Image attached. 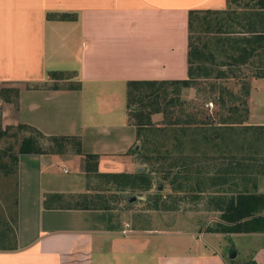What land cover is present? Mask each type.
<instances>
[{
	"label": "crops",
	"instance_id": "obj_1",
	"mask_svg": "<svg viewBox=\"0 0 264 264\" xmlns=\"http://www.w3.org/2000/svg\"><path fill=\"white\" fill-rule=\"evenodd\" d=\"M227 1L0 0V87L19 92L17 104L0 102L2 125L77 137L83 155L98 157V173L130 174L136 128L128 84L186 80L189 13L225 11ZM249 83L248 121L264 126V78ZM70 153L73 176L59 155H18L14 238L10 233L8 247L0 249V264H107L109 256L119 262L126 251L134 254L147 245L141 238L146 232L121 231L109 211L75 207L85 195V160ZM262 182L256 190L264 194ZM1 209L0 230L12 217ZM193 232L191 237H203L199 244H210L217 256L196 244L191 254L157 255L155 264H229L223 238L236 234Z\"/></svg>",
	"mask_w": 264,
	"mask_h": 264
},
{
	"label": "rangeland",
	"instance_id": "obj_2",
	"mask_svg": "<svg viewBox=\"0 0 264 264\" xmlns=\"http://www.w3.org/2000/svg\"><path fill=\"white\" fill-rule=\"evenodd\" d=\"M235 2V6L232 8L238 14L248 12L254 4V0H235ZM204 17V14H201L195 18L191 33L192 41L196 46L207 48L205 56L200 58L195 56L197 58L194 59L196 60L195 68H200L196 72V79L191 82L190 87L176 91L173 86H165L166 92L161 89L159 94L163 97L166 93L167 101L168 98L173 100L178 97L182 101L197 104L203 112L202 120L209 119L207 124L202 125V128L208 129L217 126H228V122L236 119V112L228 111L229 108L238 107V111L243 113L240 100L245 98L242 95L241 87L253 78L255 67L254 65L232 67L230 65L231 61L221 50V44L215 39L227 36L216 32H225L229 24H232L233 32L244 31V28L236 24L240 20L235 18V15H231L228 19L222 16L224 21L219 26L211 25V27L202 24V22L207 24V19L202 20ZM241 23L243 24V22ZM207 28L209 32H207ZM208 52H212V55H209ZM218 74L221 78H217ZM155 89L159 90L160 88L155 86ZM224 89L229 90L233 96L224 93L225 106L222 107L218 99ZM263 94L264 88L261 96ZM249 98L250 94L246 101ZM152 100L153 98H148L149 102ZM210 104L211 106H209ZM130 121L133 123L135 121L131 113ZM151 121L154 127H168L164 124L167 120L164 119L161 113L153 114ZM232 125L234 126V124ZM242 125L255 126L250 124L248 118ZM1 126L6 127L2 125V122ZM223 128L229 129L231 127ZM231 131V129L227 130V132ZM18 133L23 134L16 129H12L0 138L1 216H5L4 209H1L4 207L7 209L9 216L13 214V178L6 177L3 174L5 169L2 166L5 162H8L6 159L8 152L16 154L18 151L20 139ZM230 134L227 137L225 136L226 139L224 138L225 140L221 143L211 142L210 144L199 145V151L196 155H191L190 149L192 147L185 146V154L188 158L184 161V164L173 169L167 168L169 176L172 174L170 179L179 172L175 175L178 178L176 186L181 185L179 190L174 189L170 183L161 180V172L157 171V165L147 162L142 163L140 155L133 153L134 166L131 168L130 174L145 172L151 178L152 185L149 191L126 189L121 192L117 191L115 185L109 180L95 178L93 173L85 176L86 198L95 200L98 206L109 208L112 225L123 228L121 231L147 233L141 238L148 243L146 246H142L140 252L133 254V252L126 251L119 257V262L109 256L107 264H155L157 255L169 256L182 252L191 254L195 250V246L191 245L197 244L202 247L199 243H202L204 238L198 234L191 237L193 231L209 233L210 235L216 234L207 231L209 228H215V225L219 222L220 213L214 210L215 202H218L219 198L227 201L235 196L237 192L252 191L253 185L256 186L260 181L264 182V129L249 127L242 133L239 131L233 133L232 131ZM209 135L211 136V133ZM45 146L47 148L49 143H45ZM137 146L139 149L140 143ZM170 146L172 145L166 144L167 149ZM70 151L46 155L52 154L63 157L64 166L69 171V176H73L74 163L66 158L70 156ZM140 154H143V151ZM222 178L226 179L223 183ZM215 182H221V184ZM263 182L260 189L264 191ZM160 186L161 189L159 190ZM95 196H103L102 201L96 200ZM159 196L161 197L160 200H158ZM127 197H134L135 201L128 203ZM74 199L70 201V204L76 203ZM82 200L83 198H79L77 203ZM221 237L211 236L215 240L222 239ZM223 242L224 254L229 264H236V262L250 258L264 261V235L236 234L229 238H223ZM231 245L236 251H239L234 259H228L227 255ZM202 250L207 255L217 256L216 248L210 244H205Z\"/></svg>",
	"mask_w": 264,
	"mask_h": 264
},
{
	"label": "trees",
	"instance_id": "obj_3",
	"mask_svg": "<svg viewBox=\"0 0 264 264\" xmlns=\"http://www.w3.org/2000/svg\"><path fill=\"white\" fill-rule=\"evenodd\" d=\"M233 3H235V0H228L227 9L221 12L191 11L189 13L190 37L188 78L186 80L168 82H130L128 84V108L135 120L133 125L136 128V145L140 143L139 149L136 151L132 149L131 153L140 155L142 163L147 162L157 165V171L161 172V180L170 183L176 190H179L181 187L180 184L176 186L178 178L175 175L177 173L179 174V172L170 179L172 174L169 176L167 168L173 169L184 164V161L188 158L185 154V146L189 145L192 147L190 149L192 152L191 155H196L202 144H210L211 142L221 143L227 136L231 135L230 133L232 131L233 133L237 131L242 133V131H245L249 127L264 129V126L242 125L248 118L246 98L249 96L251 89L249 82L244 83L241 87L242 95H244L245 98L240 100V107H242L243 113L238 111V107H235L234 104L233 109H228L230 112H236V119L228 122V126L231 127L229 129L223 128L228 126H210L214 128L204 129L202 125L207 124L209 119L202 120L201 117L203 112L197 104L182 101L178 97L173 100L168 98L167 101L165 97L166 93L162 92L164 93L163 97L159 94L161 89L165 91V86H173L176 91H179L183 88L190 87L191 82L196 79V72L200 68H195L196 60L194 59L205 56L207 49L196 46L191 36L194 20L201 14L205 16L202 18L203 21L207 19V24L204 22H202V24L208 25V27H211V25L219 26L221 22L224 21L222 16L228 19L231 15H235V18L243 22L242 24L240 21H235L237 25L244 28V31L233 32L234 28L232 24H229L225 32H216L227 36L215 39L221 44V50L225 53L228 60L231 61L230 65L232 67L251 62L255 67L252 77L254 79L264 78V0H254L253 7L250 8L248 12H241L240 14L236 13L234 9H231ZM207 32H209L208 28ZM208 54L212 55V52H208ZM250 59H255V61ZM198 62H200V60H198ZM221 74L223 75L224 73L222 72ZM57 75V73L50 74V76ZM217 78H221V76L218 74ZM155 86L160 89L154 90ZM37 88L41 87H33V89ZM224 93L233 96L229 90L224 89L218 99L222 107L225 106V100L223 99ZM18 95V90L0 87V101L2 102L17 104ZM148 98H153V100L149 102ZM131 107H133V109L130 110ZM158 113H161L164 119L167 120L164 124L168 125V127H154L151 117L153 114ZM223 123L225 124V122ZM232 124H234V126ZM12 129H16L23 134L20 135L18 133L20 139L17 153L8 152L6 155L8 162H5L2 166V168L5 169L3 174L6 177L14 178L19 154H61L70 149L73 153L83 156L86 175L93 173L95 178L111 181L115 185L117 191L123 192L126 189L149 191L151 189V178L147 176L145 172H136L134 174L98 173L96 169L98 157L96 155H83L80 150V141L77 137H46L35 128L24 124H19L15 127L6 126L3 128L0 118V138ZM230 129L232 131L227 132V130ZM210 133L211 136L209 135ZM45 143H49L47 148ZM167 143L168 145H172L168 147V149L166 147ZM141 151H143V154H140ZM221 180L223 183L226 179L222 178ZM215 183L221 184V182ZM251 190L252 191L246 190L244 192H237L235 196L229 198L227 201L219 198L218 202L214 204V210L220 213L219 222L215 225V228H209L207 231L219 234H264V194L257 193L255 185H253ZM102 198L103 196H95V199L99 202L102 201ZM160 199L161 197L159 196L158 200ZM75 207L80 209L109 210L107 206H98L95 200H89L85 195L83 196L82 202H79ZM109 219L111 222V215H109ZM14 226L15 217H13L12 214V217L7 223H4L3 229L0 230V249H6L8 247L5 245V241L8 239L10 233L11 238H14Z\"/></svg>",
	"mask_w": 264,
	"mask_h": 264
},
{
	"label": "water",
	"instance_id": "obj_4",
	"mask_svg": "<svg viewBox=\"0 0 264 264\" xmlns=\"http://www.w3.org/2000/svg\"><path fill=\"white\" fill-rule=\"evenodd\" d=\"M134 149H135V150H138V146L136 145ZM160 189H161V186L159 187V190H160ZM133 201H135V198H134V197H127V202H128V203H131V202H133ZM227 255H228V259H234V258L236 257V252L234 251L233 248H230V249L228 250Z\"/></svg>",
	"mask_w": 264,
	"mask_h": 264
},
{
	"label": "built area",
	"instance_id": "obj_5",
	"mask_svg": "<svg viewBox=\"0 0 264 264\" xmlns=\"http://www.w3.org/2000/svg\"><path fill=\"white\" fill-rule=\"evenodd\" d=\"M209 106H211V104Z\"/></svg>",
	"mask_w": 264,
	"mask_h": 264
}]
</instances>
